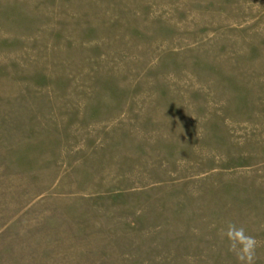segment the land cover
<instances>
[{
    "label": "rangeland",
    "instance_id": "obj_1",
    "mask_svg": "<svg viewBox=\"0 0 264 264\" xmlns=\"http://www.w3.org/2000/svg\"><path fill=\"white\" fill-rule=\"evenodd\" d=\"M264 264V0H0V264Z\"/></svg>",
    "mask_w": 264,
    "mask_h": 264
},
{
    "label": "clouds",
    "instance_id": "obj_2",
    "mask_svg": "<svg viewBox=\"0 0 264 264\" xmlns=\"http://www.w3.org/2000/svg\"><path fill=\"white\" fill-rule=\"evenodd\" d=\"M223 238L238 264H256V252L260 242L255 236L248 234L243 226L229 223L223 231Z\"/></svg>",
    "mask_w": 264,
    "mask_h": 264
}]
</instances>
